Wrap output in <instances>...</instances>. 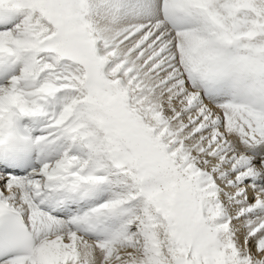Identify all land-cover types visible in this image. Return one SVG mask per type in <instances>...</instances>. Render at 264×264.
Masks as SVG:
<instances>
[{"label": "snow or ice", "instance_id": "snow-or-ice-1", "mask_svg": "<svg viewBox=\"0 0 264 264\" xmlns=\"http://www.w3.org/2000/svg\"><path fill=\"white\" fill-rule=\"evenodd\" d=\"M0 264H264V0H0Z\"/></svg>", "mask_w": 264, "mask_h": 264}]
</instances>
